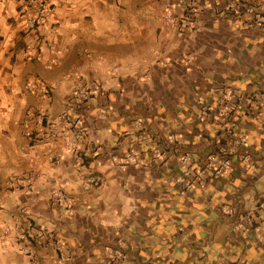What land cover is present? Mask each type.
Wrapping results in <instances>:
<instances>
[{"label":"crops","instance_id":"1","mask_svg":"<svg viewBox=\"0 0 264 264\" xmlns=\"http://www.w3.org/2000/svg\"><path fill=\"white\" fill-rule=\"evenodd\" d=\"M235 1L199 0L180 31L163 19L180 0H51L48 24L31 31L20 0H0V264H108L114 252L115 264H264V28L229 11ZM247 1L264 15V0ZM41 37L55 50L28 49ZM41 83L46 98L27 90ZM78 86L89 91L80 107ZM227 90L241 107L215 119ZM66 109L94 153L83 165L52 158L64 140L49 128L23 125L32 110L59 132ZM242 137L229 170L186 189L188 167ZM132 152L140 161L124 164ZM30 173L31 188L9 185ZM91 174L102 183L86 191ZM18 219L50 234L31 254Z\"/></svg>","mask_w":264,"mask_h":264},{"label":"built area","instance_id":"2","mask_svg":"<svg viewBox=\"0 0 264 264\" xmlns=\"http://www.w3.org/2000/svg\"><path fill=\"white\" fill-rule=\"evenodd\" d=\"M22 4V12L27 14V25L29 30L37 31L43 26L47 25L52 14L53 8L51 0H20ZM257 2V1H256ZM182 11L181 13H175L174 11L168 10L165 12L163 19L171 26L176 27L178 30L183 31L193 25L199 0H180ZM229 11L234 12L237 15H248L251 17L249 23L255 27L264 28V15L260 13L259 5L256 3H250L247 0H239L238 2H230L227 5ZM51 34H54L57 30L54 26L50 27ZM48 45L51 51L55 50V45L49 42L47 37L38 38L37 41L30 45L29 50H36L39 54L43 45ZM37 57V56H36ZM29 92H36L41 98H46L50 95L51 89L46 83H41L39 87H34L31 84L27 85ZM89 95L84 87L78 86L75 88V99L77 107L79 104ZM222 102L224 106L222 110L214 115L215 119L230 116L235 113L240 107L241 103L238 101L231 90H227L223 94ZM62 126H60L59 132L57 129H53L50 124V119L43 113H37L32 110H28L26 118L23 121V125L31 129L32 126H42L49 128V133L53 135L57 140H64L58 150H52L51 155L53 159H58L62 154L66 152H72L75 154L76 161L83 165L86 160L93 157L94 153L91 150H85L81 147L82 141L85 139V130L82 121L79 116L71 114L67 109L61 114ZM247 144L245 137L235 139L233 147L227 145H221L220 149L212 154L205 157H201L197 162L199 163L198 169L193 170L192 167H188V180L186 183V189L192 188L204 181L207 175L219 174L222 171L229 170L232 167L230 155L232 154L233 148L236 146H242ZM185 163L191 164L192 157L186 155L183 158ZM140 161L139 156L136 152H132L124 160V164L128 162L138 163ZM36 174L30 173L23 176H11L9 178V185L21 186L24 185L27 188H31L34 184ZM102 178L98 174H91L84 180V189L91 191L94 188L100 186ZM185 192V191H184ZM54 197L57 201L72 205L75 201V197L63 189H57L54 193ZM264 230V224L261 226ZM17 230L16 238L21 243L25 244L23 252L31 254L30 245L33 242L45 241L49 238L50 234L46 228H36L33 222L29 219L23 220L18 219L15 224ZM10 230L5 229L0 237L1 241L5 244L6 237L9 235ZM118 252H114L111 255V260L108 264H115V261L120 258ZM229 264H252L248 260H239L231 262Z\"/></svg>","mask_w":264,"mask_h":264}]
</instances>
